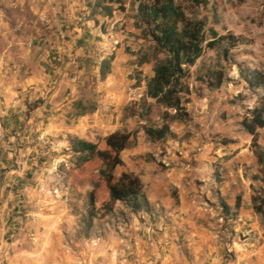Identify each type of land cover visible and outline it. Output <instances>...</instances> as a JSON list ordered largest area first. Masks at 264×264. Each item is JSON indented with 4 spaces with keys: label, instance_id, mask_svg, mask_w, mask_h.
Returning a JSON list of instances; mask_svg holds the SVG:
<instances>
[{
    "label": "crops",
    "instance_id": "1",
    "mask_svg": "<svg viewBox=\"0 0 264 264\" xmlns=\"http://www.w3.org/2000/svg\"><path fill=\"white\" fill-rule=\"evenodd\" d=\"M93 9L91 0H0V264H264V225L252 205L264 165L252 136L241 128L244 145H221L205 130L203 143L189 138L172 154L171 142L194 132L188 120L150 142L142 129L149 119L127 113L142 112L145 79L154 75L152 64H140L144 40L128 11ZM95 46L113 56L105 79L91 66ZM218 92L192 91L188 107L199 99L205 111ZM134 130L115 176H139L148 208L118 203L86 228L92 186L71 184L70 139L105 150L107 136ZM42 137L56 142L45 156ZM152 145L165 147L168 163Z\"/></svg>",
    "mask_w": 264,
    "mask_h": 264
},
{
    "label": "trees",
    "instance_id": "2",
    "mask_svg": "<svg viewBox=\"0 0 264 264\" xmlns=\"http://www.w3.org/2000/svg\"><path fill=\"white\" fill-rule=\"evenodd\" d=\"M135 1L137 8L132 24L139 31L138 37L151 45L141 56L140 64H152L154 75L145 79V90L139 106L142 112L132 106L127 109V113L142 119L149 118L153 112V105L149 100L166 110L160 126L143 125L146 138L152 143L164 142L174 136L171 129L173 123L190 120L187 104L190 103L193 90L185 81L206 50L210 49L218 54V66L201 72L196 80L209 91L221 90L229 81L225 64L236 66L239 81L257 99L255 107L248 110L241 122V127L246 134L252 136L251 146L259 163L264 165V153L260 151L262 148L259 144L261 132H264V72L252 69L248 63H241L230 55L233 49L243 44V39L230 33L220 35L213 27L207 29L205 21L189 18L178 0ZM188 1L196 6L205 3L203 0ZM117 2L122 4L121 1ZM114 3L113 0H102L95 8L106 16H112ZM120 10L125 12L124 7ZM112 62L113 56L102 62L99 68L101 79H105L111 72ZM91 66L96 68L92 60ZM171 111L174 113L171 114ZM137 134L138 130L110 134L105 139V150L100 149L98 144L78 138L70 139L74 158V168L69 173L71 184L88 183L92 186L87 193V216L84 220L86 228L92 227L95 220L101 221L113 215L118 203L133 212L148 208L139 176L133 173L115 176L116 168L123 165L122 152L133 147ZM261 182L263 187L255 190L252 205L264 225V168L261 170ZM236 208H239V200ZM222 210L226 215L231 214L225 203L222 204Z\"/></svg>",
    "mask_w": 264,
    "mask_h": 264
},
{
    "label": "rangeland",
    "instance_id": "3",
    "mask_svg": "<svg viewBox=\"0 0 264 264\" xmlns=\"http://www.w3.org/2000/svg\"><path fill=\"white\" fill-rule=\"evenodd\" d=\"M91 1L94 5L98 2H102V0ZM113 1L115 2L113 4L114 12L119 15L120 13L125 15L124 13L128 11L125 18L128 17L133 21L132 17L136 15L137 2L135 0ZM117 1H121L122 4H117ZM178 1L182 4L189 18H197L205 21L207 29L213 27L220 35L230 33L237 37H241L243 39V44L233 49L230 55L233 59L241 63H248L252 69H258L264 72V0H203L205 3L200 6L194 5L188 0ZM121 7H124L125 12L120 10ZM92 11L91 16L98 12L102 14L101 10H97L96 8ZM150 46L149 42L144 41L142 46L143 51L149 50ZM219 61L220 59L217 52L207 49L197 66L192 69L191 76L186 79L185 83L192 87L196 97H203V90L206 89L202 87L200 82H197V77L208 68H217ZM225 69L228 73L229 81L223 88H227V90H223L222 88L221 92H218L214 98L208 99L205 104V111L201 112L202 107H200L199 104L202 103V101L199 99L196 105L188 107L187 104V111L190 115V120L188 122H190V126L192 127L191 131L194 132L187 133L186 136L179 141L175 139L176 141L171 142L173 149H170V146L167 145L172 154L176 153L179 155L180 149L187 143L189 138H198L197 142L203 143L208 138V136L204 134L205 130L206 133L211 135L209 138H213V143L221 145L233 143L245 144L244 136L240 135V129L242 128L241 122L247 115L248 110L255 107L257 99L253 93L247 90L245 84L239 81L237 69L234 64H225ZM258 93L262 94V91ZM208 111L210 113L208 116L209 120L207 118L205 122L200 121L202 116L206 115ZM165 112L166 110L162 106L153 105V112L148 118L149 122L152 125L162 123ZM170 113L173 114L174 111ZM194 115L197 116V119L194 118ZM236 133L240 136H237ZM44 138L53 143L51 149L55 148L56 142L53 139L48 137ZM259 143L262 148L260 151L264 153V132H261ZM159 147L152 145L150 148L152 152L157 155V159L163 163H168V151L165 147H161V149H159ZM253 151L255 152L254 149ZM233 155H236V153L234 152ZM227 158H230V156L228 155L225 157V159Z\"/></svg>",
    "mask_w": 264,
    "mask_h": 264
},
{
    "label": "built area",
    "instance_id": "4",
    "mask_svg": "<svg viewBox=\"0 0 264 264\" xmlns=\"http://www.w3.org/2000/svg\"><path fill=\"white\" fill-rule=\"evenodd\" d=\"M11 6L13 8H16V3L13 2L11 4ZM110 57V51L106 48H103L101 46H96L94 47L93 51H92V54H91V60L92 62L94 63V66L96 67V69H99L102 62L104 60H106L107 58ZM40 147H41V150H40V155H46L47 152L51 149V145H53L52 142H50L49 140L45 139L44 137H42L40 139ZM34 238V237H33ZM260 240V239H258Z\"/></svg>",
    "mask_w": 264,
    "mask_h": 264
}]
</instances>
